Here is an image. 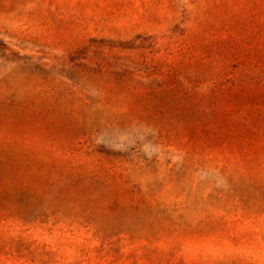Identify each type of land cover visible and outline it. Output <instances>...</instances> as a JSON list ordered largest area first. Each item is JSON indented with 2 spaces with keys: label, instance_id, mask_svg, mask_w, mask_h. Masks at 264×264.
<instances>
[{
  "label": "rangeland",
  "instance_id": "374dc122",
  "mask_svg": "<svg viewBox=\"0 0 264 264\" xmlns=\"http://www.w3.org/2000/svg\"><path fill=\"white\" fill-rule=\"evenodd\" d=\"M263 60L264 0H0V264H264Z\"/></svg>",
  "mask_w": 264,
  "mask_h": 264
},
{
  "label": "trees",
  "instance_id": "16d2710c",
  "mask_svg": "<svg viewBox=\"0 0 264 264\" xmlns=\"http://www.w3.org/2000/svg\"><path fill=\"white\" fill-rule=\"evenodd\" d=\"M262 64H264V60L262 62ZM232 77V76H231ZM249 83H250V87H248L250 89V93H255V95H259V98L261 100V97L264 96V69L260 68L259 70H249V73H246V77H245ZM232 86L235 88V90H237L240 85V83H235V77L230 78ZM236 92V91H235ZM237 93V92H236ZM255 95H249L247 96L248 99H251V101L253 100ZM264 105V101L263 104ZM264 118V114L262 115V120Z\"/></svg>",
  "mask_w": 264,
  "mask_h": 264
}]
</instances>
